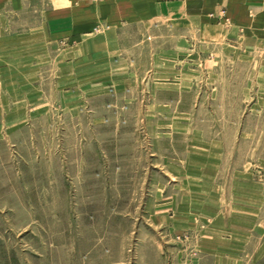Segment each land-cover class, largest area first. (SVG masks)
<instances>
[{
	"label": "rangeland",
	"instance_id": "374dc122",
	"mask_svg": "<svg viewBox=\"0 0 264 264\" xmlns=\"http://www.w3.org/2000/svg\"><path fill=\"white\" fill-rule=\"evenodd\" d=\"M210 20L133 28L129 66L9 51L0 264H264V42Z\"/></svg>",
	"mask_w": 264,
	"mask_h": 264
},
{
	"label": "crops",
	"instance_id": "0c3cea01",
	"mask_svg": "<svg viewBox=\"0 0 264 264\" xmlns=\"http://www.w3.org/2000/svg\"><path fill=\"white\" fill-rule=\"evenodd\" d=\"M222 10L231 22L226 37L236 30L253 46L264 42V0H0V83L5 64L11 61L10 50L31 49L40 57L55 51L64 68L102 59L113 68L129 66L133 58L125 53L139 42L123 40L126 32L156 28L164 21L188 32L199 27L208 39L220 37L221 27L212 25L210 14ZM99 26L102 31L96 30ZM213 189L219 194V185ZM263 203L253 201V238L260 234L261 239L253 249V257L260 254L258 260L264 259ZM216 208L212 210L221 211V204Z\"/></svg>",
	"mask_w": 264,
	"mask_h": 264
}]
</instances>
